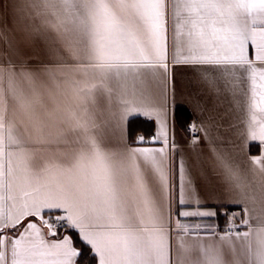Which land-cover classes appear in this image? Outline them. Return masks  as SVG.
I'll list each match as a JSON object with an SVG mask.
<instances>
[{
  "label": "snow or ice",
  "instance_id": "1",
  "mask_svg": "<svg viewBox=\"0 0 264 264\" xmlns=\"http://www.w3.org/2000/svg\"><path fill=\"white\" fill-rule=\"evenodd\" d=\"M22 10L49 26L68 60L57 71L0 65V264H78L84 251L61 229L78 233L94 264H264V180L245 183L205 130L226 180L254 207L214 239L178 222L173 247L167 132L160 148L113 145L88 108L99 92L118 101V122L156 111L143 93L123 99V85L166 73L171 47L174 62L209 66L226 88L247 83L246 137L264 144V0H24ZM42 74L73 103L49 108ZM251 163L264 177V155ZM176 168L184 204L190 173L183 160ZM54 211L62 214L48 218Z\"/></svg>",
  "mask_w": 264,
  "mask_h": 264
},
{
  "label": "crops",
  "instance_id": "2",
  "mask_svg": "<svg viewBox=\"0 0 264 264\" xmlns=\"http://www.w3.org/2000/svg\"><path fill=\"white\" fill-rule=\"evenodd\" d=\"M23 4L24 0H0V31L7 34V39L0 37V65H7L11 60L18 66L23 62L28 68L38 72L45 68L57 71L68 57L57 50L59 44L56 34L47 24L40 20L33 22L26 16L22 10ZM14 6L21 10L14 11ZM254 55V50L250 48V58H254ZM0 87L6 89L7 83L4 82ZM24 87L28 88V85L25 84ZM36 87L43 92L44 102L49 108L56 104L65 107L73 103L70 91L57 92L47 75L42 74L37 79ZM123 87L126 89L123 99L132 100L143 93L157 110H149L147 114L133 112L123 122H118L111 115L118 111V101L114 98L109 103L106 95L97 92L95 103L88 105L89 112L98 125L97 131L113 145L160 148L163 147L160 133L167 132L168 151L174 165L170 205L173 247L178 239V222L182 227L193 230L199 226L201 235L205 231L215 233L211 237L213 239L224 234L218 230L217 224L222 221L225 209L235 208L236 221L240 222L244 216V207L251 209L254 205L242 200L239 189L226 180L208 147L204 133L206 130L212 143L239 167L244 182L251 184L253 189H258L264 177L251 160L264 155V144L248 141L246 137L247 83L234 91L226 88L224 82L209 70V66L174 62L172 49L169 47L166 73L161 69L155 76H148L142 81H130ZM136 117L152 121L153 133L147 138L146 144L138 141L141 137L145 138L141 135H137L134 140L128 138V121ZM192 119L199 123L196 133L200 137L198 141H194V136L190 138L185 131L186 124ZM250 145H254L256 152H251ZM180 160L186 163L191 180V183L187 178L185 180L184 204L179 203L180 177L176 165ZM255 207L259 209L258 204ZM165 208L167 215V203ZM182 212L192 214L179 215ZM60 214L62 213L54 211L47 214V217L55 219ZM64 235H69L72 240L75 235L80 240L78 233L71 229L58 233L60 238Z\"/></svg>",
  "mask_w": 264,
  "mask_h": 264
},
{
  "label": "trees",
  "instance_id": "3",
  "mask_svg": "<svg viewBox=\"0 0 264 264\" xmlns=\"http://www.w3.org/2000/svg\"><path fill=\"white\" fill-rule=\"evenodd\" d=\"M153 133V124L151 119L148 118H132L128 121V138L130 140H134L137 135H141L145 138H148ZM251 152H256L254 149V145H250ZM65 230L61 229L58 233H63ZM74 245L79 248L83 249L84 256L78 258V264H94L93 262V254L88 251L86 245H84L75 235L73 237Z\"/></svg>",
  "mask_w": 264,
  "mask_h": 264
},
{
  "label": "built area",
  "instance_id": "4",
  "mask_svg": "<svg viewBox=\"0 0 264 264\" xmlns=\"http://www.w3.org/2000/svg\"><path fill=\"white\" fill-rule=\"evenodd\" d=\"M193 126H195L196 129V133L199 130V123L196 119H192L190 121H188V123L186 124L185 127V131L187 132L188 136L190 138H192L194 136L193 134ZM140 143L142 144H146L148 142L147 138H143V140H141V138L138 140ZM235 213H236V209L235 208H228L225 209L222 217V221H220L217 224V228L220 231H223L225 233V231L235 222L236 224H239V222L236 221V217H235Z\"/></svg>",
  "mask_w": 264,
  "mask_h": 264
}]
</instances>
